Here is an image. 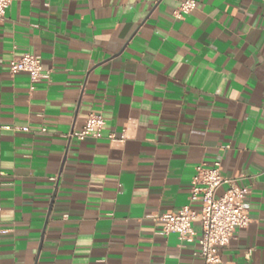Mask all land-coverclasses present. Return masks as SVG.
<instances>
[{
  "label": "crops",
  "instance_id": "obj_1",
  "mask_svg": "<svg viewBox=\"0 0 264 264\" xmlns=\"http://www.w3.org/2000/svg\"><path fill=\"white\" fill-rule=\"evenodd\" d=\"M181 1L10 5L0 22V264H203L199 223L183 243L160 234V217L200 209L192 180L215 162L250 189L251 223L221 259L264 264V0H196L177 19ZM24 54L49 73L34 89L27 73H10ZM91 113L104 117L101 136L67 138Z\"/></svg>",
  "mask_w": 264,
  "mask_h": 264
},
{
  "label": "built area",
  "instance_id": "obj_2",
  "mask_svg": "<svg viewBox=\"0 0 264 264\" xmlns=\"http://www.w3.org/2000/svg\"><path fill=\"white\" fill-rule=\"evenodd\" d=\"M15 1L18 0H0V22L5 20L8 8ZM196 8V0H182L174 11V16L177 19H183ZM9 69L12 76L27 73L32 82V89L36 82L49 77L39 55L15 56L10 62ZM104 124L102 114L91 113L81 128H74L66 137L81 141L88 137L98 138L101 136ZM4 128L12 129L11 126ZM42 131L45 132L46 128ZM109 138L124 141L125 134L120 138L115 134H110ZM239 179L224 175L220 162H215L210 166L206 164L197 166L192 180L190 199L199 200L201 208L197 210L184 206L178 211L164 213L160 217L162 221L160 234L167 236L175 233L183 243L193 242L196 236L194 224L199 223L201 228L198 239L199 256L203 264H235L224 262L221 259V251L230 244L238 230L247 228L251 223L250 189L241 185Z\"/></svg>",
  "mask_w": 264,
  "mask_h": 264
}]
</instances>
